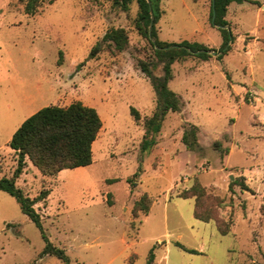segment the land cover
Wrapping results in <instances>:
<instances>
[{
  "label": "rangeland",
  "instance_id": "rangeland-1",
  "mask_svg": "<svg viewBox=\"0 0 264 264\" xmlns=\"http://www.w3.org/2000/svg\"><path fill=\"white\" fill-rule=\"evenodd\" d=\"M26 1L0 0V178L17 167L13 134L40 109L80 101L103 121L91 165L45 176L27 160L16 179L32 199L49 191L35 209L50 241L71 264H147L152 250L153 264H264V0L229 6L234 38L222 58L173 64L169 87L184 105L166 116L145 155L143 121L155 110L156 95L137 66L153 55L136 26V0L128 11L110 0H40L34 16L25 13ZM211 1L161 0L160 40L219 50L223 36L210 20ZM113 28L126 30L127 48L105 45L92 57ZM155 74L162 75L161 67ZM190 124L199 128L195 151L182 142ZM195 181L207 195L198 211L214 220L195 218V197H178ZM144 194L150 210L134 215ZM44 246L15 198L0 190V264H63L41 257Z\"/></svg>",
  "mask_w": 264,
  "mask_h": 264
},
{
  "label": "trees",
  "instance_id": "trees-1",
  "mask_svg": "<svg viewBox=\"0 0 264 264\" xmlns=\"http://www.w3.org/2000/svg\"><path fill=\"white\" fill-rule=\"evenodd\" d=\"M110 1L113 7L128 11L134 0ZM136 2L139 6L136 26L139 33L150 44L153 55L152 60H138L137 66L149 78L156 95V108L152 115L143 121L145 134L140 150L145 155L157 144L156 136L161 131L166 116L170 112H180L184 105L181 96L169 87V82L173 79V64L188 57L208 60L212 57L213 51L218 58H222L230 50L234 38L230 24L226 19L229 6L234 2L238 4L249 2L256 5L260 3L253 0L211 1L210 20L214 26L218 27L223 36V43L220 49L216 50L198 42L184 40L179 43H169L160 40L155 24L162 14L161 0H136ZM40 6V0H27L24 11L27 15L34 16L38 13ZM152 16L153 24L151 25ZM128 43V34L125 29H110L103 39L92 48L91 56L95 57L105 45L115 51L122 52L127 48ZM159 67L162 69V75L158 76L155 74V70ZM131 114L136 121L141 120L139 112L134 107L131 108ZM102 127L103 121L97 110L80 101L73 102L68 106L49 105L27 118L9 142L10 148L17 154V167L12 177L0 178V190L14 197L22 213L40 230L45 241L44 249L40 253L41 257L53 255L63 264H71L65 250L50 241L44 229L41 215L35 209V204L45 200L49 191L44 189L36 198L32 199L17 186L16 179L22 174L27 160L45 176H55L65 169L91 165L93 163V143L99 136ZM198 133L199 128L193 124L184 129L182 142L187 150L199 149ZM217 146L218 142L215 144V147ZM140 171L141 167L135 175L138 176ZM206 196L204 187L198 181H195L189 190L178 195L183 199L195 197V218L209 222L214 220V217L210 213L202 215L198 211L200 202ZM151 204L150 196L142 195L135 201L134 215L139 211L147 214ZM219 229L223 235L230 231L229 228L223 227L221 224ZM175 245L185 251L195 253L194 250L186 248L180 242H175ZM154 259L155 254L152 250L147 264H153Z\"/></svg>",
  "mask_w": 264,
  "mask_h": 264
},
{
  "label": "water",
  "instance_id": "water-1",
  "mask_svg": "<svg viewBox=\"0 0 264 264\" xmlns=\"http://www.w3.org/2000/svg\"><path fill=\"white\" fill-rule=\"evenodd\" d=\"M215 16V15H214ZM214 19V18H213ZM153 24V16H152V23H151V25ZM215 54V52L213 51L212 52V55H214Z\"/></svg>",
  "mask_w": 264,
  "mask_h": 264
}]
</instances>
